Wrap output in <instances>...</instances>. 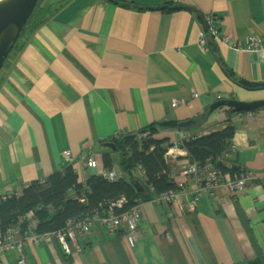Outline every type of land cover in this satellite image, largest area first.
Returning a JSON list of instances; mask_svg holds the SVG:
<instances>
[{
	"label": "crops",
	"instance_id": "0c3cea01",
	"mask_svg": "<svg viewBox=\"0 0 264 264\" xmlns=\"http://www.w3.org/2000/svg\"><path fill=\"white\" fill-rule=\"evenodd\" d=\"M41 7L44 22L0 71V194L20 196L73 165L83 183L111 171L121 175L109 181L126 177L142 193L131 207L142 212L134 246L125 228L112 232L96 217L71 254L50 235L30 242L24 264H264V106L243 118L229 106L212 108L220 99L264 101V49L243 47L264 39V0H52ZM208 14L218 31L204 47ZM229 125L234 135L218 160L230 170L219 171L252 178L232 192L220 184L188 210L197 183L182 166L201 163L188 157L185 136ZM148 127H158L151 137L180 143L181 152L166 157L171 191H181L176 200L153 193L140 163L133 172L122 167L118 142ZM92 154L96 168L84 165ZM20 258L14 249L0 252V264Z\"/></svg>",
	"mask_w": 264,
	"mask_h": 264
},
{
	"label": "trees",
	"instance_id": "16d2710c",
	"mask_svg": "<svg viewBox=\"0 0 264 264\" xmlns=\"http://www.w3.org/2000/svg\"><path fill=\"white\" fill-rule=\"evenodd\" d=\"M42 13L43 9L40 7L37 15L30 17L6 63L21 43L23 36L30 30H37L44 22V18L40 19L41 16H45V13L43 15ZM242 83L247 88L257 86L245 80H242ZM162 125H171V123H162ZM157 129L158 127H148L141 132L154 134ZM140 133L127 135L124 140L118 142L122 143L118 151L123 169L133 172V168L140 163L146 168L148 181L153 186L155 195L171 191L175 184L174 179L168 177L170 169L165 156L168 140L155 139L150 135L149 139L140 141L138 138ZM233 135L234 127L229 125L222 130L191 139L185 143L188 157L202 164L207 157L212 156L218 169L228 171L230 169L218 158L228 147ZM111 161L110 155L105 154L106 168L112 166ZM141 196L142 193L137 191L126 177L118 181H109L102 175H92L85 183L79 182L76 170L73 165H69L49 175L43 182L30 183L20 196L0 202V239L10 226L17 225L19 218L32 209L36 210L35 216L38 221L35 231L41 234L61 230L70 220L92 212L104 213L110 209L119 213L126 211ZM122 199L124 202L119 207L117 203ZM26 226L27 223H23L22 229L25 230Z\"/></svg>",
	"mask_w": 264,
	"mask_h": 264
},
{
	"label": "built area",
	"instance_id": "2783aa9c",
	"mask_svg": "<svg viewBox=\"0 0 264 264\" xmlns=\"http://www.w3.org/2000/svg\"><path fill=\"white\" fill-rule=\"evenodd\" d=\"M217 22L218 19L213 14L205 15V24L206 29L205 31H202L200 33V41L199 44L201 46H206L209 36L217 35ZM224 40H228L227 37H223ZM246 49L249 50H260L264 49V39H261L259 37H252L248 43L245 44ZM194 96H198L197 93H194ZM239 117H249L253 115L251 111L246 112H238ZM150 138V135L147 131L140 133V139L147 140ZM192 136H185L184 142H188ZM180 143L178 141L173 142L172 145H167V152L165 156L167 159L172 155H178L180 153ZM64 155L72 161V153L70 151H66ZM84 165L89 168H96L98 166V162L95 159L94 155L92 154L89 158V160L85 161ZM183 173L186 175H191L197 183V188L195 190V195L193 198L192 204L187 206L186 204L184 207H186L188 210H193L195 208V203L198 200V198L205 194V193H214V190L216 187H218L220 184V179L222 176V173L219 171L216 162L213 157H208L205 162L202 164L197 163H189L184 164L182 166ZM120 173L116 171L111 172H104L103 176L107 178L108 180H116L120 177ZM227 179L226 183L227 188L232 191H237L242 189L246 182L252 178L250 176H247L245 173L242 174H231L227 173L224 176ZM185 186L184 183H180L179 187L180 190L183 189ZM181 194L176 191H167L163 194V197H167L170 200L174 199L176 200L177 197ZM12 194L4 193L0 194V202L3 200H6L8 198H11ZM124 202V199L120 200L117 205L119 207L122 206ZM142 212V206L136 205L134 207H131L129 210H126L124 212L116 213L113 210L109 211L107 215H94V216H86L83 218L73 219L70 220L67 225L56 232H49V233H37L35 231L37 227V219H36V210H29L27 213L22 215L19 218V223L14 226H10L5 234L0 239V252L14 249L15 251L19 252L21 254V258L19 260V264L25 263V249L30 245V242H36L39 243L42 238L47 237L48 239L50 235H55L60 243L63 245V248L65 249V252L68 254H71L72 251V245L78 243V236L80 234H84L90 230V227L92 226V222L96 219V217H101L100 221L107 226V228L112 231H119L121 227L125 228L126 231V237L131 246H134L135 240H136V231H137V225L138 220L141 217ZM27 223V228L25 230L22 229V224Z\"/></svg>",
	"mask_w": 264,
	"mask_h": 264
},
{
	"label": "water",
	"instance_id": "95a60500",
	"mask_svg": "<svg viewBox=\"0 0 264 264\" xmlns=\"http://www.w3.org/2000/svg\"><path fill=\"white\" fill-rule=\"evenodd\" d=\"M40 0H0V71L21 37L23 28L28 23ZM229 106L234 112L255 110L264 106V101L242 102L234 99H220L213 109ZM183 122L181 125H188ZM115 149L114 144H109Z\"/></svg>",
	"mask_w": 264,
	"mask_h": 264
},
{
	"label": "rangeland",
	"instance_id": "374dc122",
	"mask_svg": "<svg viewBox=\"0 0 264 264\" xmlns=\"http://www.w3.org/2000/svg\"><path fill=\"white\" fill-rule=\"evenodd\" d=\"M51 1H52V0H40V4H39L40 6L38 5V6L36 7L34 13L32 14V18L35 17V16L37 15V13L39 12L40 7L42 6V4H43L44 2L46 3V5L49 6V4H51ZM149 135H150V133H149ZM234 175H235V174H234ZM125 176H126V174H125ZM224 182H227V179H226L224 176H221V179H220V183H219V184H223Z\"/></svg>",
	"mask_w": 264,
	"mask_h": 264
}]
</instances>
